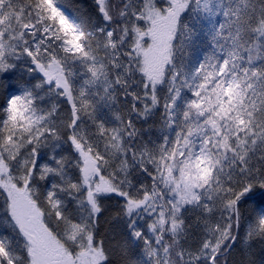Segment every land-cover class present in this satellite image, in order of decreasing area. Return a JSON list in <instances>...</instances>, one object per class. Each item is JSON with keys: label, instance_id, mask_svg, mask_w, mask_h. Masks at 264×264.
<instances>
[{"label": "snow or ice", "instance_id": "snow-or-ice-1", "mask_svg": "<svg viewBox=\"0 0 264 264\" xmlns=\"http://www.w3.org/2000/svg\"><path fill=\"white\" fill-rule=\"evenodd\" d=\"M0 264H264V0H0Z\"/></svg>", "mask_w": 264, "mask_h": 264}]
</instances>
